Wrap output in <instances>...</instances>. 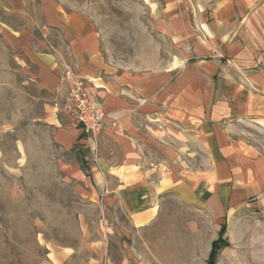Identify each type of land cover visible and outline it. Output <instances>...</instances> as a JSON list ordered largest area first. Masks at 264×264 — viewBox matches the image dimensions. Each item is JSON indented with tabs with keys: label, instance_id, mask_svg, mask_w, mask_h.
<instances>
[{
	"label": "crops",
	"instance_id": "1",
	"mask_svg": "<svg viewBox=\"0 0 264 264\" xmlns=\"http://www.w3.org/2000/svg\"><path fill=\"white\" fill-rule=\"evenodd\" d=\"M0 12L46 108L68 112L67 67L95 80L86 92L107 114L96 141L70 112L44 121L113 223L119 258L106 264H209L231 215L264 204V0H165L160 26L183 67L156 72L108 65L94 26L56 0H0ZM230 242L217 264L232 262Z\"/></svg>",
	"mask_w": 264,
	"mask_h": 264
},
{
	"label": "rangeland",
	"instance_id": "2",
	"mask_svg": "<svg viewBox=\"0 0 264 264\" xmlns=\"http://www.w3.org/2000/svg\"><path fill=\"white\" fill-rule=\"evenodd\" d=\"M56 1L94 26L108 65L132 72L182 66L160 26L165 0ZM8 18L0 12V264L117 260L119 241L92 195L87 166L52 143L44 121L47 110L60 120L69 110L46 108L30 62L8 44L1 25ZM224 225L234 247L223 264H264V204L242 207Z\"/></svg>",
	"mask_w": 264,
	"mask_h": 264
},
{
	"label": "built area",
	"instance_id": "3",
	"mask_svg": "<svg viewBox=\"0 0 264 264\" xmlns=\"http://www.w3.org/2000/svg\"><path fill=\"white\" fill-rule=\"evenodd\" d=\"M188 51L191 47L188 46ZM68 83V110L86 136L96 141L106 127L107 114L102 105L93 101L86 92V84L94 83L75 69L67 67L64 72Z\"/></svg>",
	"mask_w": 264,
	"mask_h": 264
},
{
	"label": "trees",
	"instance_id": "4",
	"mask_svg": "<svg viewBox=\"0 0 264 264\" xmlns=\"http://www.w3.org/2000/svg\"><path fill=\"white\" fill-rule=\"evenodd\" d=\"M226 235H227V226L223 225L219 232V238L213 242L212 251L209 258V264H217L220 251L224 248H228L231 246Z\"/></svg>",
	"mask_w": 264,
	"mask_h": 264
}]
</instances>
